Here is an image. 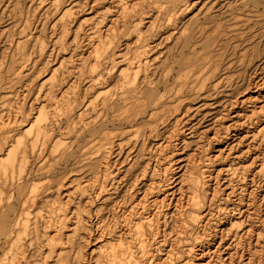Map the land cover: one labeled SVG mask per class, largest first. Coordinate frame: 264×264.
<instances>
[{"label":"rangeland","instance_id":"rangeland-1","mask_svg":"<svg viewBox=\"0 0 264 264\" xmlns=\"http://www.w3.org/2000/svg\"><path fill=\"white\" fill-rule=\"evenodd\" d=\"M6 210L0 264H264V0H0Z\"/></svg>","mask_w":264,"mask_h":264},{"label":"bare ground","instance_id":"bare-ground-1","mask_svg":"<svg viewBox=\"0 0 264 264\" xmlns=\"http://www.w3.org/2000/svg\"><path fill=\"white\" fill-rule=\"evenodd\" d=\"M69 12L70 11L64 13V15L62 16V19L64 17H66ZM134 65L135 66L131 67L130 69H126L124 72L121 73V76H123V79L125 80L124 81L125 83H135L136 80L138 79L140 73H142L145 70V65L140 60H139L138 64H134ZM133 90L135 91V93H137V88H135ZM143 92L147 93L148 91H147V89H144ZM156 98H157V96H156ZM151 102L152 101L148 102L147 105H149ZM147 107L148 108L152 107V105L150 104ZM148 108H146V109H148ZM49 117H50V114L46 111V109H44V110H42L40 112L38 118L36 119V122L34 123L33 127H31L32 130L29 132V133L32 132V135L35 136V138L32 139L31 146L33 145V143H35L36 141L40 140L42 137H46L48 135V131H49L48 130V127H49L48 120H49ZM126 119H128V118H126ZM129 119H128V121H130ZM130 123H131V121H130ZM103 130H104V126L101 125V124H94V125H92L91 127H89L87 129V131L90 132L91 134H92V132H95V133H93V135L96 134V133H99V132L102 133ZM29 149L34 151L32 148H30V146H29L27 141H24V140L21 141L20 140L19 146L17 147V151H18V154L22 153L23 155L21 154V156L17 158V161L20 160V163L22 165L26 164V162L28 161V156L26 155L27 153L25 154V152L27 150H29ZM13 152H12V154H10V156L13 155ZM68 155H71V153H68ZM23 185H25V184H23ZM17 188H18V191H19V189H21V186H19ZM21 191H22V189H21ZM20 196H18V197H20ZM155 202H159L158 198L155 199ZM189 205H191L192 207H195L197 205V202L195 201L194 198L190 199ZM9 212H8V214H9ZM6 214H7V210H6V213H4L3 215L0 216V226H1L0 236L1 235H5L6 236L7 234H9L10 222H9V219H8ZM156 217H157V213H154L151 218L148 217V218L139 219L138 221H136L134 223V225H133L134 233L133 234L136 236V238L142 240V237L144 236L147 227L151 226V224L153 223V220ZM114 248L112 249V252L108 255L109 264H134V253H133L132 250H130L128 247H123V245H120V244L114 246ZM140 253L145 257V260H146L147 264H149V263H151L153 261L154 258L151 257V255L149 256L147 250H140ZM67 258H68V256H67Z\"/></svg>","mask_w":264,"mask_h":264}]
</instances>
